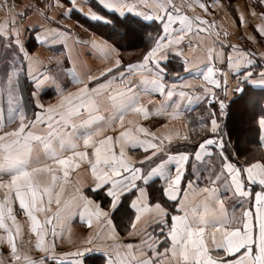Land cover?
<instances>
[{
  "label": "crops",
  "instance_id": "crops-1",
  "mask_svg": "<svg viewBox=\"0 0 264 264\" xmlns=\"http://www.w3.org/2000/svg\"><path fill=\"white\" fill-rule=\"evenodd\" d=\"M4 3L0 136L33 104L32 151L56 154L49 137H69L81 161L119 172L121 194L134 190L128 229L110 226L113 244L100 245L104 264H264V0ZM96 6L159 32L146 48L118 44L80 22L100 21ZM236 108L245 121L231 128Z\"/></svg>",
  "mask_w": 264,
  "mask_h": 264
},
{
  "label": "rangeland",
  "instance_id": "rangeland-1",
  "mask_svg": "<svg viewBox=\"0 0 264 264\" xmlns=\"http://www.w3.org/2000/svg\"><path fill=\"white\" fill-rule=\"evenodd\" d=\"M4 1V5L11 6L7 0ZM129 1H133L137 9L147 10L145 6L151 3L155 5L157 0ZM14 50L17 56V49ZM13 65L14 68L21 69L17 57L13 60ZM21 77L19 73L18 86L23 93ZM29 108L31 111L30 114L27 113L26 120H23L20 111L21 119L19 123L15 120V129L9 130V136H0V212L3 211L4 215L7 213L5 217L0 215V264H46L48 260L56 264H83L84 257L90 254L101 255L105 263L107 253L101 246H106V242L113 244L110 226L119 237L125 230L122 222L117 224L112 218L119 197L123 195L117 185L119 172L115 169L96 168L98 164L95 162H92L93 167L90 161H86L87 158L81 161L77 153L71 152L70 147L65 148L69 137H49L59 142L56 154L47 150L38 154L32 151L35 142L29 146V140L22 136L33 131L30 128L32 126L35 127L33 132H39L35 126L38 123L32 119L37 115L33 111L37 110V106L32 104ZM243 113L238 108L232 110L231 128L245 121ZM50 126L48 124L46 129ZM245 127V124L238 126L234 135L237 140L241 141L246 137ZM63 148L67 151L60 152ZM83 156L86 157L87 154ZM109 158L107 152L100 151L97 156L100 163L107 162ZM102 181H108L109 185H103ZM104 187L106 194L112 199L108 206H101L97 200L84 194L86 189L99 190ZM86 199L93 204H86ZM86 215L93 217L90 219ZM130 218L131 216L127 218L128 221ZM86 222L89 223L88 228L92 230V234L81 231L86 230ZM66 226H72V230L74 227L79 229L73 233L67 231ZM90 235L92 240L86 245V239ZM103 237L106 241L98 243V238Z\"/></svg>",
  "mask_w": 264,
  "mask_h": 264
},
{
  "label": "trees",
  "instance_id": "trees-1",
  "mask_svg": "<svg viewBox=\"0 0 264 264\" xmlns=\"http://www.w3.org/2000/svg\"><path fill=\"white\" fill-rule=\"evenodd\" d=\"M96 13L101 18L100 21L91 22L82 18H79V20L88 29L94 30L105 38L116 41L118 44L123 42L137 48H139V45L145 47L147 42L152 41L150 40L151 35L153 38L159 32L156 24L145 23L130 15L120 18L98 6H96ZM105 190L106 187L99 190L86 189L84 194L97 200L99 205L108 206L112 199L106 194ZM133 195V189L123 193L119 197V203L112 213L114 222L117 224L122 222L121 224L125 226V231L130 225V220L128 221L127 218L131 216L132 210L130 209L129 202ZM46 264H56V262L48 260ZM83 264H104V258L101 255L90 254L84 257Z\"/></svg>",
  "mask_w": 264,
  "mask_h": 264
}]
</instances>
